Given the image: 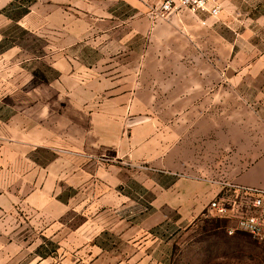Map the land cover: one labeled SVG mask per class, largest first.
<instances>
[{
    "label": "rangeland",
    "instance_id": "rangeland-1",
    "mask_svg": "<svg viewBox=\"0 0 264 264\" xmlns=\"http://www.w3.org/2000/svg\"><path fill=\"white\" fill-rule=\"evenodd\" d=\"M40 2H11L5 10L10 20L0 21V264L54 262L40 258L58 247L48 236L52 233L68 234V250L99 243L114 253L90 258L92 251L89 257L72 252L68 264H264V240L241 229L229 234L233 224L209 211L211 200L199 214L191 210L186 216L176 185L181 177L176 171V121L182 116L177 108L219 113L224 108H264L256 86L249 89L241 77L246 61L258 52H247L248 40L255 45L260 40L264 49V18L258 16L264 13V0H225L217 17L184 8L204 17L203 26H216V41L205 28L199 37L195 33L197 48L137 49V64L131 65L136 81L127 73L129 49L119 48L114 34L68 33V16ZM159 2L152 0L154 15ZM36 4L40 8L34 15ZM248 28L254 32L249 38ZM192 56L199 58L200 84L183 94L177 69ZM144 57L152 63L145 65ZM68 73L80 80H68ZM134 86L135 105L123 107L128 97L122 96L129 88L134 92ZM91 92L98 95L91 98ZM114 92L121 108L109 103ZM82 100L83 108L105 104L98 131L106 145L68 162L63 117L66 108H80ZM60 159L69 168L93 171L94 177L74 185L62 182L52 190L49 170ZM59 201L66 208H57ZM134 239L155 250L154 256L126 257Z\"/></svg>",
    "mask_w": 264,
    "mask_h": 264
},
{
    "label": "crops",
    "instance_id": "crops-1",
    "mask_svg": "<svg viewBox=\"0 0 264 264\" xmlns=\"http://www.w3.org/2000/svg\"><path fill=\"white\" fill-rule=\"evenodd\" d=\"M45 1L50 5V9H56L57 14L68 16V33L114 34L115 39L112 40L121 43L119 48L129 49L128 63L130 69L127 73L132 75L129 77L130 80L136 81L137 79L136 70L131 69V65L137 64V49L152 50L157 45L163 49L197 48L200 46V40L195 36L198 35L199 37L200 34L204 33L205 28H208L207 32L212 34L215 41L217 37L215 25L203 26L202 19L204 17L195 15L192 11L184 8L174 10L168 18L155 17L156 11L154 15L151 9L152 0ZM11 2L14 0H0L1 22L8 23L10 20L4 9ZM39 5L36 4L33 7L32 13L34 15L37 13V8H40ZM203 15H206L205 12ZM258 16L264 18V13H260ZM21 25L24 26V24ZM3 34L1 29L0 42L4 37ZM253 34L252 29L248 28L247 38ZM260 44V40H257L256 45L254 41L248 40L247 52L249 49H256L258 52L256 57H251L250 63L248 60L246 61L247 72H242L241 77L244 78L243 83L245 84L246 81L249 89L256 86L258 97L264 104V49H260ZM230 49L233 50L232 43H230ZM5 52L1 54L4 55ZM120 52V50L117 51L119 54ZM244 55L245 47L242 49V56ZM150 59L152 58L144 57L143 63L145 65L151 64ZM198 59L192 56L187 66L177 69V81L182 86L183 94L186 91L187 94L191 91L194 92L200 84ZM251 68L253 70L249 71ZM95 76L86 81L93 80ZM74 79L80 80L77 76L68 73V80ZM134 89L136 90L133 92L129 88L128 93L122 96L128 97V100L122 101L123 107L129 108L135 105L138 93L136 86ZM116 93L111 95L112 101L109 103L112 108H121V100L115 95ZM97 95L98 93H92L90 97ZM70 102L72 103L71 100ZM79 103L82 105L80 108H66L65 117H63V119L65 118V127H68V162L73 156H78L80 152L95 154L101 146L106 145V141L100 137L98 131V125L105 118V114L102 113V110H105V104H100V108H83V103L86 101L82 100ZM203 109L206 108H177V113L182 114V116H178L176 121V171L177 175L182 178H178L176 185L177 197L184 204L182 208L186 210V216L191 213V210H197V214H199L210 200L229 185L264 188V108H224L221 113L215 112L216 110L204 111ZM207 112L208 115L202 116ZM234 145L239 146L235 152L233 151ZM166 151L168 155V149ZM168 158L167 156V161ZM62 160L60 159L49 170L52 179L48 186L52 190L57 186L60 187L62 182L74 185L82 178L86 181L90 180L91 176L94 177L93 171L85 168H69V165L67 167V160ZM188 162H192V168ZM163 163L165 162L162 159ZM56 207L63 210L66 205L59 201ZM98 235L96 234L94 238ZM48 236L51 241L57 243L58 247L51 255H40V258L43 260L51 257L54 262H44V260L40 264H68V256L72 255V252L89 257V251H92L94 254L90 258L114 255L113 252H108L99 243H96L92 249L68 250V234L52 233ZM85 237L83 238L85 239ZM137 241V239L132 240L129 246L132 252L126 250L128 251H125L126 257L154 256L155 250H149L142 244L139 245L140 242L136 243ZM160 242L162 243V240ZM147 245L149 247V244ZM122 254L124 255V252ZM93 264H99V261ZM113 264H117V262ZM120 264H133V262L128 260V262L124 261Z\"/></svg>",
    "mask_w": 264,
    "mask_h": 264
},
{
    "label": "built area",
    "instance_id": "built-area-1",
    "mask_svg": "<svg viewBox=\"0 0 264 264\" xmlns=\"http://www.w3.org/2000/svg\"><path fill=\"white\" fill-rule=\"evenodd\" d=\"M224 1L160 0L156 14L167 18L174 10L187 8L217 17L222 13ZM209 211L233 224L228 227L229 234L241 229L264 240V188L229 185L211 200Z\"/></svg>",
    "mask_w": 264,
    "mask_h": 264
},
{
    "label": "trees",
    "instance_id": "trees-1",
    "mask_svg": "<svg viewBox=\"0 0 264 264\" xmlns=\"http://www.w3.org/2000/svg\"><path fill=\"white\" fill-rule=\"evenodd\" d=\"M14 1H15V0H14ZM6 9H7V8L4 9V12H6V11H5Z\"/></svg>",
    "mask_w": 264,
    "mask_h": 264
}]
</instances>
